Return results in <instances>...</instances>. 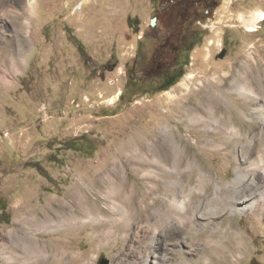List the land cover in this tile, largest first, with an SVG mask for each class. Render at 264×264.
<instances>
[{
    "label": "rangeland",
    "instance_id": "rangeland-1",
    "mask_svg": "<svg viewBox=\"0 0 264 264\" xmlns=\"http://www.w3.org/2000/svg\"><path fill=\"white\" fill-rule=\"evenodd\" d=\"M257 10L264 0H218L176 82L160 91L139 80L141 66L128 82L126 67L150 32V0H0V264H145L148 221L177 214L166 205L174 193L196 216L216 218L161 225L156 246L171 264H264V20L251 32L240 19ZM23 37V64L13 65ZM218 86L232 102L208 97ZM168 91L176 104L225 109L194 123ZM258 102L263 119L251 115ZM164 125L178 148L158 142ZM118 171L128 179L121 189L110 182ZM237 187L255 195L254 211L231 210ZM33 215L48 225L28 223ZM27 237L35 247H23Z\"/></svg>",
    "mask_w": 264,
    "mask_h": 264
},
{
    "label": "bare ground",
    "instance_id": "bare-ground-1",
    "mask_svg": "<svg viewBox=\"0 0 264 264\" xmlns=\"http://www.w3.org/2000/svg\"><path fill=\"white\" fill-rule=\"evenodd\" d=\"M23 1V0H22ZM35 0H31V2H34ZM85 2V1H84ZM82 2V4L84 3ZM76 16V15H75ZM240 19L243 22V24L246 26V28L253 32V31H257L258 30V24L259 22H261L262 20H264V11L262 10H257L255 11L252 15L245 16L243 14L240 15ZM79 22V21H78ZM27 38L23 37L22 40L20 41V46L18 49H15V51L13 53H9V57L8 60L9 62H11L13 65H22L23 64V59L25 56V52H26V46H27ZM254 74V73H253ZM221 79V78H220ZM222 82V81H220ZM183 85L186 87V89H189V85L187 82H184ZM210 87V86H209ZM208 87V88H209ZM219 87V86H218ZM233 89L237 90L239 92V94H248L249 97L253 98L254 100L258 99V96L253 95V91L249 92L245 89V87L239 85V83L233 82ZM216 89L214 88H210L208 90V97H218L219 99H225L230 100L228 97V93L225 89L219 87L218 91L220 94L216 93ZM167 95L169 97V99L171 100V102L173 103L172 105H176V107H178L180 110H183L184 113L183 115L186 116L191 122L194 123H203L204 125H206V121L204 120L205 114L210 116L216 115L218 114V112H222L224 111L225 108H222L219 104H204V100H202L200 103L196 104V105H189V104H176L175 101H173L176 97V95L173 93V91H168ZM257 96V97H256ZM117 98V96L112 97L109 102L111 104L115 103V99ZM206 99V98H205ZM231 101V100H230ZM232 102V101H231ZM203 104L205 106H203ZM225 107H227V111L231 110L230 109V105L231 104H224ZM170 106V104H169ZM203 106V107H202ZM261 106L262 104L260 102L256 103L253 107H252V111H251V115L254 116L257 119H263V113L261 112ZM244 112V111H243ZM245 116H248L247 113H245ZM216 121V120H215ZM232 122V117L230 115L229 120L227 119L226 121H222V123L227 124L228 122ZM233 124V123H232ZM231 128V127H230ZM234 128V127H233ZM232 128V129H233ZM231 129V130H232ZM231 130L229 132H231ZM236 130V129H235ZM239 131V130H237ZM234 132V131H233ZM162 133L163 136H160L158 138V142L160 141L162 144L167 143L169 146H171L173 149L178 148V142H177V137L176 134L173 130V128L169 127L168 125H164L163 129H162ZM236 133V132H235ZM239 133V132H238ZM237 135V134H236ZM155 144V143H154ZM153 143H150V147L152 145H154ZM156 145V144H155ZM154 145V146H155ZM156 147H159V144L156 145ZM242 147V146H241ZM155 148V147H154ZM156 149V148H155ZM157 150V149H156ZM155 151V150H153ZM245 151V150H244ZM243 151V152H244ZM241 154V153H240ZM158 157V156H157ZM239 158V157H238ZM240 159V158H239ZM153 160V159H152ZM238 161V159H237ZM157 162V161H156ZM175 163V162H174ZM156 164V163H154ZM241 165V163H239ZM245 164V163H244ZM242 169V168H240ZM119 170V169H118ZM167 169H165L166 172ZM120 172V171H118ZM177 172V171H176ZM127 173V172H126ZM167 173V172H166ZM117 174V173H116ZM169 174L171 175H175L173 171H171ZM118 175V174H117ZM153 175V172H152ZM205 175V174H204ZM128 176V175H126ZM242 174H238L237 178L235 180V182L237 183L238 180L240 182V180L246 176H242ZM118 178H111L110 182L111 184L115 185L117 188H123L124 184L128 182L127 181L123 172H120L119 176H117ZM205 178V177H204ZM168 181V180H167ZM150 182V181H149ZM178 182V181H177ZM152 183V182H151ZM168 183H174V181L172 180L171 182ZM180 184V181L178 182ZM177 183V184H178ZM76 185V184H75ZM152 185V184H151ZM150 185V186H151ZM78 186V185H77ZM221 184H219L218 182H216L215 184V188L216 190H219L221 188ZM233 187V186H232ZM79 187L73 188L71 193H69V196H72L76 193L79 192ZM152 189V188H151ZM150 189V190H151ZM235 190L234 192V196H232L233 200L230 202V208L233 212H245L248 210H253L256 208L257 206V199H255V195L253 193H245V192H241V190H239V188H234ZM154 191V190H153ZM243 191V190H242ZM217 193V192H216ZM83 195V194H82ZM81 195V196H82ZM180 193H174L172 194V196L168 197V201L167 204L169 206L170 209H175L177 208V206L175 207V205H179V211L177 212V214L174 213H170L167 217L164 218V216L158 212L157 216H156V220L154 219H149L148 221V226L152 228L153 232L152 235L150 236V243H151V249L149 250V253L145 259V264H171V256L168 254V252L164 249H159L156 245H158L156 242L157 241V233L161 227L162 224H165L163 226H167L168 227L172 226V224H177L174 225L175 228L184 226L186 222H190V224L192 225H200L201 227L205 226V225H210V223H212L215 220V216L216 213L214 215H208L206 216H202V215H198L196 216L195 214H193V212L191 213V208H190V203H189V199H187V197H184L183 199H179ZM22 202V201H21ZM179 203V204H178ZM60 208H67V203L66 201H60L59 203ZM229 204V203H228ZM56 205V204H55ZM88 206V205H87ZM60 208L58 207L57 209H54L55 212H60ZM167 208V207H166ZM193 208V207H192ZM52 209V208H51ZM194 209V208H193ZM64 209H62L63 211ZM143 211V210H142ZM195 211V210H194ZM72 213V212H71ZM169 213V212H168ZM50 214V213H49ZM61 214V213H60ZM133 214V213H132ZM137 214V213H136ZM139 214V213H138ZM191 215V216H188ZM61 216L63 217V215L61 214ZM72 216L68 217V218H72ZM54 218V217H53ZM150 218V217H149ZM64 219V218H63ZM74 219V218H73ZM28 223L30 222V224L32 225H36L42 228H45L48 225V219L47 218H42L41 216L38 217L37 215H33L32 217H28L26 220ZM56 221V220H55ZM64 221V220H63ZM175 221V222H173ZM210 221V223H208ZM172 223V224H171ZM27 224V223H26ZM206 227V226H205ZM164 228V227H163ZM162 229V228H161ZM172 229V228H171ZM161 231V230H160ZM168 231V230H167ZM165 233V232H164ZM173 236V235H172ZM166 238V237H165ZM164 238V239H165ZM27 238H23L21 239L20 242H22L23 247L25 248L26 245H29L33 240H28ZM162 239V238H161ZM176 239V238H175ZM171 240V239H170ZM245 241V240H244ZM168 242V241H167ZM242 242V241H241ZM239 243V242H238ZM175 244V243H174ZM177 244V243H176ZM183 244V243H182ZM31 245V244H30ZM32 247H35V243L31 245ZM166 246V245H165ZM183 246V245H181ZM178 247V246H177ZM37 248V246H36ZM165 248V247H164ZM167 248V247H166ZM181 248V247H180ZM35 249V248H34ZM175 249V248H174ZM36 250V249H35ZM178 250V248H177ZM144 261V260H143ZM187 264V263H186ZM209 264V263H208Z\"/></svg>",
    "mask_w": 264,
    "mask_h": 264
},
{
    "label": "flooded vegetation",
    "instance_id": "flooded-vegetation-1",
    "mask_svg": "<svg viewBox=\"0 0 264 264\" xmlns=\"http://www.w3.org/2000/svg\"><path fill=\"white\" fill-rule=\"evenodd\" d=\"M156 18L150 32H143L137 43L132 65H127L129 81H136V68L158 87L173 82L189 57L191 44L201 35L199 24L211 13L218 0H150ZM123 94V92H122Z\"/></svg>",
    "mask_w": 264,
    "mask_h": 264
},
{
    "label": "water",
    "instance_id": "water-1",
    "mask_svg": "<svg viewBox=\"0 0 264 264\" xmlns=\"http://www.w3.org/2000/svg\"><path fill=\"white\" fill-rule=\"evenodd\" d=\"M151 25L152 26H155L156 25V18L155 17L152 18ZM225 53H226V50L224 49L222 51V53L220 54V57H224ZM110 262H111L110 259H108V258H102L101 261H100V264H110Z\"/></svg>",
    "mask_w": 264,
    "mask_h": 264
},
{
    "label": "trees",
    "instance_id": "trees-1",
    "mask_svg": "<svg viewBox=\"0 0 264 264\" xmlns=\"http://www.w3.org/2000/svg\"><path fill=\"white\" fill-rule=\"evenodd\" d=\"M175 80L173 82L169 83V84H166V85H164L162 87H159L158 90L161 91V90H166V89L170 88L176 82Z\"/></svg>",
    "mask_w": 264,
    "mask_h": 264
}]
</instances>
